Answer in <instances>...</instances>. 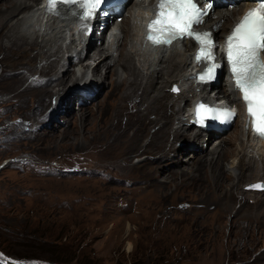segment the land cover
<instances>
[{"label":"rangeland","instance_id":"rangeland-1","mask_svg":"<svg viewBox=\"0 0 264 264\" xmlns=\"http://www.w3.org/2000/svg\"><path fill=\"white\" fill-rule=\"evenodd\" d=\"M8 8V0H0V261L64 264L49 261L39 246L70 243L76 248L68 252L90 264H264V187H248L257 181L264 186V172L253 177V169L246 170L232 185L220 166L203 159L215 141L223 139L224 146V138L239 134L242 117L193 143L190 133L206 131L190 125L184 137L156 136L158 113L167 116L172 107H151L148 95H133L132 84L113 87L111 70L95 96L96 88H70L69 79L52 83L54 91L62 88L59 99L50 90L29 88L31 76H50L51 70L40 68L44 59L33 58L34 46L22 50L8 40L11 23L24 13L7 18ZM168 84L159 89L172 91ZM69 90L77 91L76 98ZM190 99L181 104L187 108ZM82 105L89 112L80 127L74 115ZM136 112L143 126L128 123ZM192 144L198 145L193 154L186 151ZM252 158L260 164L256 153ZM244 201L248 206H240ZM251 211L255 217L247 216Z\"/></svg>","mask_w":264,"mask_h":264},{"label":"bare ground","instance_id":"bare-ground-1","mask_svg":"<svg viewBox=\"0 0 264 264\" xmlns=\"http://www.w3.org/2000/svg\"><path fill=\"white\" fill-rule=\"evenodd\" d=\"M35 1L8 0L10 6L8 9H11V11L6 15L7 18H12L13 15L24 9V13L11 23L7 38L10 42L18 44L22 50L34 46V49H38V53L33 58L40 57L44 59L42 62L44 65L40 66V68L42 70H51L52 75L50 76L37 75L38 77L30 83L29 88L32 87L36 91L42 92L50 90L52 91V96H59V99L62 96L60 94L62 93V88L54 91V89H51L52 83L57 86L65 84V81L69 79L71 82L70 88L75 83L83 86V88L86 86L91 90L96 88L93 90L95 96L103 87L108 72L111 70L113 76L110 83L113 87L120 86L123 83L132 84L133 88L137 86L133 95L135 97L142 96V99L148 95L151 107L158 109L157 105L161 104L172 107L171 113L166 112L167 116L158 113V120L162 126L155 133L156 136L158 134L163 137L166 132H172L175 136L181 135L184 137L185 133H189L187 128L190 125L187 123L188 118H185L187 108H185V104H181V101L193 99L198 93L207 95V85H202L201 89L197 91L196 87H199V85L192 83L190 74L192 73V52L195 45L190 39L177 40L169 45L157 46H151L145 42L142 34L143 19L149 12L153 0H131L128 8L126 1L124 8H127L128 14L122 13V21H116L117 16L113 15V22L107 25L106 31L98 45H96L98 36L94 35V32L89 35L74 33V15L70 7L61 5L56 8L55 12L48 13L42 7V0L39 3H35ZM205 1L203 0V2ZM216 1L220 5L218 6L219 8H213L204 17L200 27L212 29L215 36L216 33L222 31V38H224L226 32H228L234 21L238 19L241 12L256 0ZM231 2H236V4L233 7L227 6ZM238 7L241 8L240 12L236 11ZM109 17L110 15L107 18ZM20 41H23V43H20ZM78 79L83 82H79ZM163 82H169V87L176 85L177 92L173 93L170 89H168V92H164L159 89ZM214 87L218 89L217 92L222 98L239 106L238 115L243 114L242 107L239 105V94L228 77L223 76V81L215 84ZM72 90H69V97L74 99L77 91L74 93ZM110 90L112 92V89ZM167 93L173 98L171 102L168 100ZM78 96L83 100L88 98L86 95L78 94ZM175 102H179L180 105H176ZM95 106L98 108V103L94 104L92 108ZM86 108V106L81 107L74 115V120H80V127L86 125L84 117L89 112ZM140 118L137 112L130 113L128 123L130 122L135 126H143ZM175 119L177 120L174 121ZM172 123L175 124L173 130L170 128ZM215 132L208 130L204 134L199 132L190 133L188 139H191L192 142L198 139L199 141H205ZM222 141L223 139L215 141L208 152L203 154V156L206 155L203 159L206 162L216 163L217 166H220L226 176L233 178L232 185L239 182L246 170L253 169L249 170V176L252 175L253 177L254 175H259V170L264 172V142L251 133L250 129L245 126L244 120L240 126L239 134L229 135L228 138H224V146L221 144ZM229 145H232V148L228 147ZM192 146L193 144L189 145L186 151H190L193 154L197 151L198 145L197 147ZM191 148L196 150L191 151ZM254 153L258 155L259 165H256L252 158ZM163 154L165 153L163 152ZM223 156H227L225 161H223ZM199 159H202V157ZM121 163L123 164V162ZM245 201L240 206H248ZM254 202L255 200L253 201V207L256 206ZM247 216L255 217V212L251 211L250 215Z\"/></svg>","mask_w":264,"mask_h":264},{"label":"snow or ice","instance_id":"snow-or-ice-1","mask_svg":"<svg viewBox=\"0 0 264 264\" xmlns=\"http://www.w3.org/2000/svg\"><path fill=\"white\" fill-rule=\"evenodd\" d=\"M112 0H48L50 10L60 3H74L80 9L79 18L89 22L104 14L102 5ZM207 7L201 8L199 0H157L155 19L147 26L146 39L153 45L170 44L177 39L190 37L196 40L199 50L196 54L198 64H205V71L198 76L201 82L215 78V70L220 67L212 54L213 40L210 32H193V26L203 23V17L212 10L211 0ZM257 7L244 14L226 40V54L231 69L234 86L241 93L252 131L264 138V63L260 53L264 51V0H256ZM87 30V23H85ZM177 89H173L176 91ZM203 109L212 115L210 119L228 122L234 113L228 109H215L198 104L196 116L200 121ZM252 187H264L255 185Z\"/></svg>","mask_w":264,"mask_h":264},{"label":"trees","instance_id":"trees-1","mask_svg":"<svg viewBox=\"0 0 264 264\" xmlns=\"http://www.w3.org/2000/svg\"><path fill=\"white\" fill-rule=\"evenodd\" d=\"M51 235V234H50ZM62 247H59V246ZM39 246V245H38ZM58 245H52V244H40L39 250L41 251L42 255L46 256V258L55 263H64V264H70V260L73 258L76 259L77 264H90V262H85L81 258L78 259L77 256L74 254L75 252V246L72 244H59ZM37 246H34V249ZM67 248H72L73 249V254L68 252L69 250ZM33 256L35 257L36 254H29L28 257ZM15 264V263H12Z\"/></svg>","mask_w":264,"mask_h":264},{"label":"water","instance_id":"water-1","mask_svg":"<svg viewBox=\"0 0 264 264\" xmlns=\"http://www.w3.org/2000/svg\"><path fill=\"white\" fill-rule=\"evenodd\" d=\"M255 185H261L262 186V182L261 181H257V182H252L248 185V187H251L253 188L252 186H255ZM256 188V187H255Z\"/></svg>","mask_w":264,"mask_h":264}]
</instances>
